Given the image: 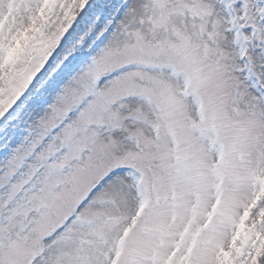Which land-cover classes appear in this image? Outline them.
I'll return each instance as SVG.
<instances>
[{
	"label": "snow or ice",
	"instance_id": "1",
	"mask_svg": "<svg viewBox=\"0 0 264 264\" xmlns=\"http://www.w3.org/2000/svg\"><path fill=\"white\" fill-rule=\"evenodd\" d=\"M0 264H264V0H0Z\"/></svg>",
	"mask_w": 264,
	"mask_h": 264
}]
</instances>
